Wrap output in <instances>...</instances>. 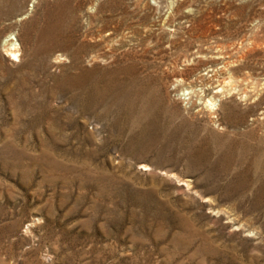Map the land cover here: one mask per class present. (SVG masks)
Wrapping results in <instances>:
<instances>
[{
	"label": "rangeland",
	"instance_id": "rangeland-1",
	"mask_svg": "<svg viewBox=\"0 0 264 264\" xmlns=\"http://www.w3.org/2000/svg\"><path fill=\"white\" fill-rule=\"evenodd\" d=\"M0 264H264V0H0Z\"/></svg>",
	"mask_w": 264,
	"mask_h": 264
},
{
	"label": "bare ground",
	"instance_id": "bare-ground-1",
	"mask_svg": "<svg viewBox=\"0 0 264 264\" xmlns=\"http://www.w3.org/2000/svg\"><path fill=\"white\" fill-rule=\"evenodd\" d=\"M3 47L5 48V51L9 54V57H11L13 61H19L20 46L17 44L16 41H14L11 36H8L3 41Z\"/></svg>",
	"mask_w": 264,
	"mask_h": 264
}]
</instances>
